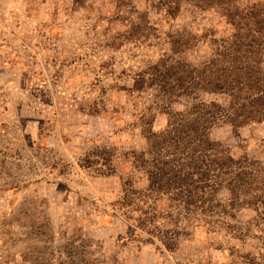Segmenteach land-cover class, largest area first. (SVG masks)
Masks as SVG:
<instances>
[{
  "label": "rangeland",
  "instance_id": "rangeland-1",
  "mask_svg": "<svg viewBox=\"0 0 264 264\" xmlns=\"http://www.w3.org/2000/svg\"><path fill=\"white\" fill-rule=\"evenodd\" d=\"M165 1L0 0V264H264L257 213L229 207L227 191L221 227L174 251L111 216L126 182L147 185L125 156L143 144L136 115L154 100L131 95L134 78L168 57L199 65L231 31L220 10L182 0L171 18ZM175 40L188 43L174 53ZM211 138L264 160V122ZM96 146L115 149L114 174L82 166Z\"/></svg>",
  "mask_w": 264,
  "mask_h": 264
},
{
  "label": "trees",
  "instance_id": "trees-1",
  "mask_svg": "<svg viewBox=\"0 0 264 264\" xmlns=\"http://www.w3.org/2000/svg\"><path fill=\"white\" fill-rule=\"evenodd\" d=\"M181 1H165L166 15L175 18ZM184 1L220 10L231 31L212 39L213 54L199 65L168 57L134 78L131 95L154 91V100L136 115L143 144L125 156L147 185L137 190L126 182L111 216H121L132 235L146 234L143 243L174 251L182 236L221 227L227 210L219 195L227 191L229 207L245 205L257 213L264 248V160L237 155L211 138L217 127L238 131L264 122V1L245 9L237 0ZM187 43L175 40L172 51ZM116 157L114 148L96 146L82 166L109 176Z\"/></svg>",
  "mask_w": 264,
  "mask_h": 264
}]
</instances>
